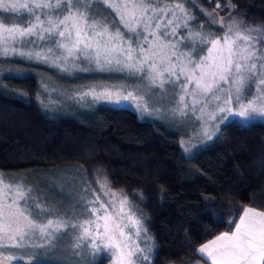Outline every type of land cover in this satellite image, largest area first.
Segmentation results:
<instances>
[{
	"label": "snow or ice",
	"instance_id": "1",
	"mask_svg": "<svg viewBox=\"0 0 264 264\" xmlns=\"http://www.w3.org/2000/svg\"><path fill=\"white\" fill-rule=\"evenodd\" d=\"M197 2L0 0V60L78 79L101 74L70 90L42 77L37 99L49 108L66 101L134 106L190 129L181 140L189 153L225 124L264 122V24L241 19L232 0L224 16L220 3L200 7L201 22L189 7ZM86 172L73 174L74 203L64 210L27 175L0 171V264H97L101 256L153 264L156 245L139 204L113 189L103 169L93 170V181ZM227 223L196 249L203 264H264V210L244 206Z\"/></svg>",
	"mask_w": 264,
	"mask_h": 264
},
{
	"label": "trees",
	"instance_id": "2",
	"mask_svg": "<svg viewBox=\"0 0 264 264\" xmlns=\"http://www.w3.org/2000/svg\"><path fill=\"white\" fill-rule=\"evenodd\" d=\"M217 3L223 10L216 9ZM232 3L247 23L264 24V0ZM189 7L201 22L206 18L199 7L228 12L225 0H198ZM5 62L0 70V171L103 169L111 187L123 189L147 218L156 245L153 264L202 262L196 249L228 230V220L238 218L244 206L264 210V122L225 124L216 138L187 156L177 133L129 108L43 109L35 101L38 76H63L18 59ZM100 79L101 74H85L77 83Z\"/></svg>",
	"mask_w": 264,
	"mask_h": 264
},
{
	"label": "rangeland",
	"instance_id": "3",
	"mask_svg": "<svg viewBox=\"0 0 264 264\" xmlns=\"http://www.w3.org/2000/svg\"><path fill=\"white\" fill-rule=\"evenodd\" d=\"M227 13L224 14V15H227ZM224 15H221V16H224ZM252 25H256V24H252ZM42 66H44V65H42ZM6 67H7V63L5 61L1 60L0 61V70L4 71ZM52 70H54V69H52ZM83 75H85V74H81V77H83ZM42 77L46 78L48 76H46V75H39L38 76V78H37L38 83H37V88H36L35 101L38 104H40V106L43 109H45V110H49V111L57 110V111H63V112L68 111V112H71V113H75V112L80 111L83 108H87V107L95 106V105H107V106L117 107L116 105H113V104H110V103H105V102H99V103H94V104H91V105L81 106V105L73 103L71 101H66L65 104L63 106H61V107H56L55 105H53L51 108L45 107V106L41 105V103L37 99V93L40 91L39 81H40V79ZM52 79L56 82L57 85H59L63 89H69L70 90V89H74V88H78V87L82 86L81 84L77 83V82H79L81 80V78L78 79L76 77L63 76L61 78V80H57V78H55V77L52 78ZM95 82H99V81H94V82H90V83H95ZM90 83H86V84H83V85H87V84H90ZM118 107H125V108L131 109L134 112H136L140 118L158 120V121L162 122L163 124L166 125V127L168 129L172 130L173 132H175V133H177L179 135V146H180L181 151L185 155L190 156V154H192V152H194L195 149H193L189 153H185L183 148L181 147V140L182 139L183 140H188L189 137L192 135L190 129L182 128V127H180V126H178L176 124H173V123H171L169 121L158 119V118L153 117V116L142 115L135 109L134 106H130L128 104H122V105H120ZM256 122H260V121H256ZM207 144H205V145H207ZM205 145H203L202 147H204ZM202 147H199V148H202ZM77 168H78V166H68V167H65V168H62V169H55L57 171H51L48 174H41V173H32L31 174V173H28V174H25V175H27L31 179V181L33 183L39 184L47 192V194H48V196L50 198V201L55 206H58V207H61L64 210H67L74 203V193H73L70 181L72 179L73 174L76 173V169ZM23 175L24 174H22L21 176H23ZM79 175L82 177V176L85 175V173L81 172ZM86 175H87V177H88V179L90 181L94 180L93 171L92 172L87 171ZM64 176H67V181H65L64 183H61L60 179H61V177H64ZM92 186H93V188H98L99 187L94 182H93ZM102 199H103V197H102ZM102 261H104L105 264H111V261L109 259L104 258L103 256L98 258L97 264H100V262H102ZM192 264H203V262L199 261L198 259L197 260L195 259V260H192Z\"/></svg>",
	"mask_w": 264,
	"mask_h": 264
},
{
	"label": "crops",
	"instance_id": "4",
	"mask_svg": "<svg viewBox=\"0 0 264 264\" xmlns=\"http://www.w3.org/2000/svg\"><path fill=\"white\" fill-rule=\"evenodd\" d=\"M214 239V238H213ZM190 264H192V262H190Z\"/></svg>",
	"mask_w": 264,
	"mask_h": 264
}]
</instances>
